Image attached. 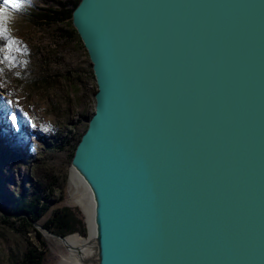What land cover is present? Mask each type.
<instances>
[{
	"label": "water",
	"instance_id": "obj_1",
	"mask_svg": "<svg viewBox=\"0 0 264 264\" xmlns=\"http://www.w3.org/2000/svg\"><path fill=\"white\" fill-rule=\"evenodd\" d=\"M70 20L96 84L69 164L90 264H264V0H80Z\"/></svg>",
	"mask_w": 264,
	"mask_h": 264
},
{
	"label": "rangeland",
	"instance_id": "obj_2",
	"mask_svg": "<svg viewBox=\"0 0 264 264\" xmlns=\"http://www.w3.org/2000/svg\"><path fill=\"white\" fill-rule=\"evenodd\" d=\"M74 1L24 0L19 9H8L3 22L7 37L15 43L10 52L0 53V60L3 55L10 57L0 62V140L3 145L10 139L15 142L14 137L23 133L28 144L22 148L27 152L24 157L15 154L5 158L3 165L0 163V171L7 167L14 182L0 180V193L15 200L19 196L11 193L16 189L32 192L36 179L43 180V187L51 186V191L44 192L49 200L47 213L34 223L41 232L42 245L33 231L24 232V222L17 229L0 207V264L20 263L31 246L42 253V264H62V258L70 252L61 239L52 235L55 233L45 228L62 208L72 211L85 228L84 235L73 233L64 238H88L87 210L77 202L84 189L78 182L74 184L69 164L72 146L93 114L96 84L87 53L70 21L51 23L38 17L44 9L57 8L59 2L70 8ZM6 42L0 37V48ZM59 144L62 150L55 148ZM83 198L87 199L85 195Z\"/></svg>",
	"mask_w": 264,
	"mask_h": 264
},
{
	"label": "trees",
	"instance_id": "obj_3",
	"mask_svg": "<svg viewBox=\"0 0 264 264\" xmlns=\"http://www.w3.org/2000/svg\"><path fill=\"white\" fill-rule=\"evenodd\" d=\"M79 1L80 0H75L71 4L70 8H67L64 3L59 2L57 4V8L44 9L42 10L41 14H38L39 20L51 23L69 20L71 24V13ZM73 32L76 34L74 29ZM0 134H2V129H0ZM14 139L19 141L18 144L15 143L16 141L14 142V140L10 139L8 144L3 145L0 140V163L2 165L5 161V158H8V156L19 154L20 156L24 157V155L27 154V152L23 151L22 149L24 144H28V142L25 140V134L21 133L20 136H15ZM78 141L79 139L76 141L74 146H72V154ZM55 148L57 150L63 149L62 145L60 144L56 145ZM3 168L4 169H1L0 171V180L5 181L7 184L14 183L11 171L7 167ZM43 184V180L36 179V184L31 186L32 190L30 189L32 192H29L28 190H14L11 195L17 194L19 196L15 200L8 197L4 192L0 193V207L5 212V214L9 216V218L14 220V222H12L13 225H17L18 229L21 222H24V224H21V228L24 229L25 233H27L29 230L33 231L34 237L38 242H40L41 239V232L34 228V223H37L39 219L47 213L49 200L48 196H46L44 192L51 191V186L44 185L43 187ZM39 189L40 193L38 192ZM45 228L51 230L53 233L61 237H65L73 233H79L81 235L85 234V228L82 226V222L77 220L73 212L67 208H62L59 211H56L52 218L47 222ZM40 245H42L41 242ZM31 247V249H28L24 253L23 257L21 258V262L18 264H42V253L37 250L38 248L36 246Z\"/></svg>",
	"mask_w": 264,
	"mask_h": 264
},
{
	"label": "bare ground",
	"instance_id": "obj_4",
	"mask_svg": "<svg viewBox=\"0 0 264 264\" xmlns=\"http://www.w3.org/2000/svg\"><path fill=\"white\" fill-rule=\"evenodd\" d=\"M6 145V144H5ZM74 184H77V181L73 178ZM84 194H81L77 202H79L87 210L88 218L90 216V203L89 198L86 200L83 198ZM83 199H82V198ZM86 217V219L88 220ZM63 244L67 247L70 252V256L67 258H62V264H90L93 256L92 248L90 247L91 239L90 237L86 239H80L77 235H71L67 238H64Z\"/></svg>",
	"mask_w": 264,
	"mask_h": 264
},
{
	"label": "snow or ice",
	"instance_id": "obj_5",
	"mask_svg": "<svg viewBox=\"0 0 264 264\" xmlns=\"http://www.w3.org/2000/svg\"><path fill=\"white\" fill-rule=\"evenodd\" d=\"M23 2L24 0H2V2H0V37H3L7 41L4 47L0 48V53H4L5 50L10 52L12 44L15 43V41L7 37V29L3 27V22L7 19L8 9H19ZM9 58V55L2 56V60H8ZM2 60H0V62H2ZM9 103L11 102L9 101ZM13 124H15V119H13Z\"/></svg>",
	"mask_w": 264,
	"mask_h": 264
}]
</instances>
